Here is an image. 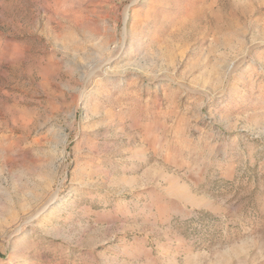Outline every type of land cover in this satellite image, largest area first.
Instances as JSON below:
<instances>
[{
    "label": "rangeland",
    "instance_id": "374dc122",
    "mask_svg": "<svg viewBox=\"0 0 264 264\" xmlns=\"http://www.w3.org/2000/svg\"><path fill=\"white\" fill-rule=\"evenodd\" d=\"M0 264H264V0H0Z\"/></svg>",
    "mask_w": 264,
    "mask_h": 264
},
{
    "label": "trees",
    "instance_id": "16d2710c",
    "mask_svg": "<svg viewBox=\"0 0 264 264\" xmlns=\"http://www.w3.org/2000/svg\"><path fill=\"white\" fill-rule=\"evenodd\" d=\"M0 257H1V255H0Z\"/></svg>",
    "mask_w": 264,
    "mask_h": 264
}]
</instances>
